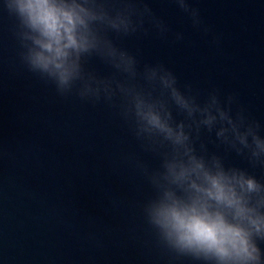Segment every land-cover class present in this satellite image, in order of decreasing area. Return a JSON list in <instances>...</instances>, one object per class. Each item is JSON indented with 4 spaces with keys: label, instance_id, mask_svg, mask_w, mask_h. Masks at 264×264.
<instances>
[{
    "label": "clouds",
    "instance_id": "9594fccd",
    "mask_svg": "<svg viewBox=\"0 0 264 264\" xmlns=\"http://www.w3.org/2000/svg\"><path fill=\"white\" fill-rule=\"evenodd\" d=\"M172 2L209 32L192 0ZM0 11L14 19L18 60L28 73L62 99L116 109L141 151L158 160L152 167L135 158L152 193L141 214L159 247L195 264H264V178L226 163L235 153L264 168L262 124L236 93L212 87L202 94L162 62L141 66L137 53L117 43L153 31L167 38L169 26L146 0H0ZM93 58L110 74L91 69Z\"/></svg>",
    "mask_w": 264,
    "mask_h": 264
}]
</instances>
